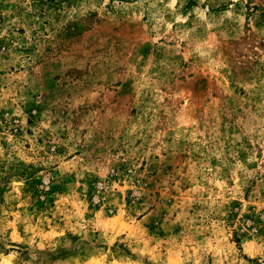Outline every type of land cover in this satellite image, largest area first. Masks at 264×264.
Here are the masks:
<instances>
[{
    "label": "rangeland",
    "instance_id": "1",
    "mask_svg": "<svg viewBox=\"0 0 264 264\" xmlns=\"http://www.w3.org/2000/svg\"><path fill=\"white\" fill-rule=\"evenodd\" d=\"M0 264H264V0H0Z\"/></svg>",
    "mask_w": 264,
    "mask_h": 264
}]
</instances>
